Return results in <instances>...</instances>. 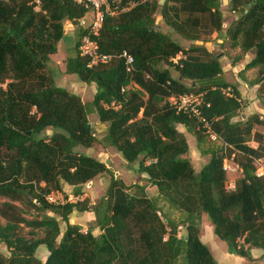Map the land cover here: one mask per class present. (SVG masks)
<instances>
[{"label":"trees","instance_id":"16d2710c","mask_svg":"<svg viewBox=\"0 0 264 264\" xmlns=\"http://www.w3.org/2000/svg\"><path fill=\"white\" fill-rule=\"evenodd\" d=\"M38 2L35 10L32 0H0V244L7 250V255L0 252V264H175L180 255L183 264H217L199 237L201 214L228 252L249 259L250 248L264 251V173L256 175L254 164L264 157V135L252 132L254 125L264 124V115L240 118L235 86L224 81L218 57L200 40L202 34L221 32L220 0H142L105 15L95 37L97 49L126 50L133 58L128 72L117 57L87 67L77 51L87 27L77 26L74 55L66 59L64 71L95 84L87 102L53 83L44 69L63 36V20L78 24L90 9L72 0ZM227 8L237 16L223 36L229 47L252 53L243 69L257 67L253 83L256 95L264 98V0H227ZM156 13L167 32L154 26ZM171 34L191 45L183 47ZM188 92L203 93L208 104L203 116L232 147L208 150L197 171L176 124L192 132L196 142L205 137L189 113L175 111L167 100ZM90 112L106 124L109 145L128 163H137L157 200L176 210V218L162 219L156 199L130 192L103 162L77 149L96 139ZM47 129L50 134L36 137ZM250 139L257 143L254 148L246 143ZM231 153L240 176L228 191L222 163ZM103 172L109 181L96 203L45 198L51 191L65 197L63 183L79 195L78 186ZM15 203L39 215L26 218ZM73 211H91L101 232L70 223ZM55 216L64 222L59 239ZM179 224L185 230L181 238L176 236ZM23 227L28 236L21 233ZM40 245L47 252L43 260L35 256Z\"/></svg>","mask_w":264,"mask_h":264},{"label":"rangeland","instance_id":"374dc122","mask_svg":"<svg viewBox=\"0 0 264 264\" xmlns=\"http://www.w3.org/2000/svg\"><path fill=\"white\" fill-rule=\"evenodd\" d=\"M221 10H222V26H221L222 43L219 45L215 44L214 48L210 51V53L214 54V55L220 53L218 55V58L223 56V52H225L223 49L224 44L228 43L227 38H225V36H223L224 30H225L227 24L232 19H234L236 16V12L232 13L230 10H228V8L226 6H222ZM90 16L91 15H90L89 11H87L83 15V17L81 18L80 21L82 23H84L87 21V19L90 18ZM155 20H156V23H155ZM154 26L156 27V29H158L162 32H167V27L162 22L158 13H156L154 15ZM63 28L65 29V34H66V33H68L69 30H73L74 26H73V23H71L70 21L63 20ZM211 34H213V33H211ZM211 34L210 35L209 34L208 35L202 34L200 36V40L202 41V43H204V41H206V40L210 41L211 40L210 39ZM171 36H174V37H177L178 39H180L175 34H171ZM63 41L66 42L67 46L65 44H63V46L60 47L59 55L55 56L58 59H62L63 58L62 56H64L65 54L73 56V48H72L73 47V41L68 36H65L63 38ZM180 41H181V45L183 47H187V46L191 45L190 41L182 40V39H180ZM72 56H70L68 59H70ZM62 62L65 63L66 60L63 59ZM64 68H65V64L63 65V63H62V65L59 66V68L58 67L54 68L53 66L48 65L44 69V72L51 76L52 82L55 83L56 85L64 87L65 89L73 92L74 94H77L83 100V102L89 101L92 98V95L90 94V92H91L90 85L80 82L74 74L65 72ZM227 78H229L228 75H227ZM88 120L90 123L91 130H92L96 139L90 147H88V148L78 147L77 149L81 152H90L91 151L92 152L91 155H96V153L104 152L106 155L101 154V156H102V158H103V156L105 157L103 159V160H105V165L109 169L112 170L111 172H113V175L116 178H119L122 182L124 181L126 183V186L130 189L129 191H131L132 189H135L137 191L138 188H142L136 184L131 183V181H133V180L137 181V179H135L136 178L135 175L138 174V171L137 170H136L137 172L131 171L133 175L130 178L128 170H129V167L131 170L132 163H128L125 159H123L121 157V155L119 154V152L116 151L111 145H109L106 138L104 137L105 133H106V124L98 122L95 112H90L88 114ZM260 130H262V129H260ZM263 130H264V128H263ZM48 134H50L49 129H47V130L41 132L40 134L36 135V137H40V136L48 135ZM187 141L189 142V140H187ZM200 143L205 148L206 151L211 150L207 146L206 139L203 138L202 141H200ZM194 144H195V140H194ZM192 147H193V141L191 143V140H190V148L192 149ZM223 162L225 164L229 165V162H226V161H223ZM254 164H256V161H254ZM260 165L264 166V158L259 164L255 165L256 170H257V168L260 167ZM193 167L195 170L198 169V168H196L195 164H193ZM226 172L229 173L230 171L228 170ZM109 176L110 175L108 172H103V173L97 174L93 178V180L91 179V181L93 182V183L91 182L92 184H88L86 182L87 184L83 185V189H82L83 191L80 192L79 196H81V198H86L87 200L91 201L92 203H96L98 201L99 197L102 196L104 193V189H105V187L109 181ZM239 176H240V174H239ZM69 192L70 191L64 192V194L66 195V198H68L69 196H75V194L73 192H71V193H69ZM147 194L151 195L150 193H147ZM62 195H63L62 192H52L49 199H50V201H53V202L62 201L64 199V196L62 197ZM157 198L158 197H156L155 199H156V203L159 204L158 205V208H159L158 212H159L161 218L162 219L167 218V217L176 218L177 217V211L170 209L164 202H162L161 200H157ZM1 200H3V199L0 198V201ZM15 204H17V206L19 208L22 207L24 209L23 215L26 218L37 217L39 215V213H37L32 208H26L23 205L20 207L18 205V203H15ZM46 214L51 215L50 212H46ZM89 215L90 214H88L87 212L71 213L68 216V221L70 223H72V222L76 221V220H74L75 217H80V220H82L81 221L82 225H80L81 230L84 231L85 229L92 227L91 232L93 234L97 235L98 233L101 232V230L94 226L93 220H89ZM55 217L57 218L58 224H59L60 233H59L58 238H57V239H59L60 234L64 228V222H62L58 216H55ZM90 217H91V215H90ZM196 220H197V228L199 229V234L201 233V236L203 238H206L209 234H211V236L213 238H215L216 240H219L212 233V228H211L210 223L205 219V217L202 214ZM0 221L3 222V219L0 218ZM208 226L210 227V229ZM176 230L179 234V238H181L185 233L184 225H182V224L181 225L179 224V226H177ZM26 232H27V229L25 227H23V229L21 230V233L28 236ZM222 244L225 245V243L223 241H222ZM44 249L45 248L43 245H40V247L36 249L35 256L37 258H39L40 260L43 259L44 255H45ZM0 252L4 255H7V250L2 244H0ZM226 262L228 264L232 263L231 260H227ZM181 263L183 264V256L182 255H180L177 258L175 264H181ZM232 264H264V259L259 260V261H255V262H250L249 260L248 261L245 260V261H242L239 263L233 262Z\"/></svg>","mask_w":264,"mask_h":264},{"label":"crops","instance_id":"0c3cea01","mask_svg":"<svg viewBox=\"0 0 264 264\" xmlns=\"http://www.w3.org/2000/svg\"><path fill=\"white\" fill-rule=\"evenodd\" d=\"M159 2H161V0H159ZM222 6L227 7V0H220L219 9L221 11V14H222V10H221ZM231 12L235 13L233 11H231ZM89 13L91 16L89 19H87L86 22L82 23L80 21L81 20L80 19L78 24H73L74 29L69 30L68 33L65 34V29L63 28V36L56 43V51L49 56L50 63L48 65H52L54 68L55 67L59 68V66L62 65V63H63V65L65 64L64 62H62L63 59L66 60L70 56H72V55L65 54L64 56H62L63 58L60 56L62 59H58L55 57V56L59 55L60 47H62L63 44L66 45V42L63 41V38L65 36H68L73 41V47L72 48H73V55H74V51H75L74 50V42L76 39L75 28L77 26L85 27L88 25V23L90 22V20L92 18V11L90 10ZM236 16H237V13H236ZM155 23H156V20H155ZM221 33L222 32H220V33L213 32V34H211V38H210L211 40L210 41H208V40L204 41L203 46L205 47V49L207 51L210 52L214 48L215 44L219 45L222 43ZM196 43H199V42L197 41ZM223 49L225 52H223L222 57L218 58V61L220 63L221 73H222V77H223L224 81L233 84L235 86L236 91L238 92L237 100L240 102V105H241V108L238 111L240 118L243 119L244 117L251 116L253 114H258L260 116L259 118H261V116L264 115V107L262 105L264 98H259L256 95L257 83H253V79L257 75V67H250L247 69H243L246 62H248L250 60L252 53L251 52H241V50L239 49L238 46L229 47L228 43L224 44ZM219 54L220 53L216 54L217 57ZM172 60L174 61V59H172ZM227 75L229 76V78H227ZM89 85L91 87L90 94L92 95L95 91V84L90 83ZM241 114H243V116ZM236 118H237V116H234L232 118V120H236ZM263 128H264V124H256V125H254L252 132L258 131L262 135H264ZM176 129L184 135L186 143H187V147H188L186 156L189 158V161H190V164H191L193 170L197 171L207 161V159L209 157V155L207 153L208 151L205 150V148L201 145L200 142H196L192 132L187 131L186 128L182 124H176ZM260 129H262V130H260ZM187 140H189V142ZM190 140H191V143L193 141L192 149L190 148ZM194 140H195V144H194ZM246 143H247V145H249L250 147H253V148L257 145V143L253 139L248 140ZM207 146L209 149H213V148L217 147L213 144H210L209 142H207ZM87 153L90 155L92 154L91 151L87 152ZM101 154H105V153L99 152V153H96V155H92V156L105 164V160H103L105 157L103 156V158H102ZM263 158L264 157L255 160L256 164H259L263 160ZM193 164H195L196 168H198L197 170L194 169ZM231 164L234 166V170L230 171L229 173H226V176L228 177V179L235 181V179L240 174V170L233 160H232ZM133 165L134 164L131 165V170H130V167L128 166L129 167L128 172H129L130 178L133 175L131 171L137 172L136 171L137 167H134ZM256 171L264 173V166L260 165V167L257 168ZM135 177H136L135 179H137V181L133 180V181H131V183L136 184L142 188H138L137 191L135 189H132L130 192H132L134 194L144 193L146 196H148L152 199H155L157 197L156 189L153 185H150V183L147 181L146 174L144 172H138V174H136ZM91 182L92 181L90 180L87 183L92 184L93 182L92 183ZM87 183H84V184H87ZM84 184H81L80 186H78V188H80V191H83L82 189H83ZM75 189H76V187H74L72 185H67L65 183H63L61 185V190L63 192L70 191L69 193H71ZM147 193H150L151 195H148ZM89 203H92V202L89 201ZM158 205L159 204H157V206ZM84 212H87L88 214L91 215V217L89 215V220L94 219V215L91 211H84ZM71 213H75V211H73ZM76 213H78V212H76ZM74 220H76V221H74L72 223L82 225V223H81L82 220H80V217H75ZM209 229H210V227H209ZM199 237H200V240L209 248V250H210L212 256L214 257V259L216 260L217 264H228L226 262L227 260H231L232 263L233 262L239 263V262H242L245 260H247V261L249 260L250 262H255V261H259V260L264 259V253H263L264 251L261 248H256V247L250 248L249 249L250 258L246 259L244 257H241V256H238V255H235L233 253L228 252L226 249V245L222 244L221 240H216L215 238H213L211 236V234H209L206 238H203L201 236V233H200ZM44 250H45V255H46V253H47L46 249H44ZM45 255H44L43 259L45 258ZM43 259H41V260H43Z\"/></svg>","mask_w":264,"mask_h":264},{"label":"built area","instance_id":"2783aa9c","mask_svg":"<svg viewBox=\"0 0 264 264\" xmlns=\"http://www.w3.org/2000/svg\"><path fill=\"white\" fill-rule=\"evenodd\" d=\"M74 3L82 6L85 9H90L92 11V18L88 25L86 26V32L80 37L79 44L77 46L78 55L86 58V66L92 67L97 64H104L108 62L112 57H117L122 59L124 69L128 72L132 69L133 58L126 51L121 50L118 54L103 53L98 51L95 37L98 34L100 26L102 24L103 17L105 15H116L129 9L130 7L137 4L142 0H72ZM34 6L33 9H38V0H32ZM173 59V58H172ZM225 94L229 95L231 93V88L226 87L223 89ZM169 104L175 109V111L189 113L196 121L197 128L200 129L202 135L205 137L207 142L215 146H219L225 152L226 148H232L229 144L224 142L218 134L212 128V120L207 119L202 114V108L208 106L204 100V95L202 92H188L184 94H179L177 96H169L167 98ZM232 156L231 153L229 157H224L223 161L229 162V165L222 163V169L226 171L234 170L232 166ZM227 173V172H226ZM262 174L261 172L256 171V175ZM225 189L230 191L234 189V181L231 179L226 180ZM51 191L46 195V200L50 201ZM63 197V195H62ZM81 196H69L62 201H56L53 203H61L63 201H75L80 200ZM176 236L179 237L178 232Z\"/></svg>","mask_w":264,"mask_h":264},{"label":"water","instance_id":"95a60500","mask_svg":"<svg viewBox=\"0 0 264 264\" xmlns=\"http://www.w3.org/2000/svg\"><path fill=\"white\" fill-rule=\"evenodd\" d=\"M161 2H162V0H161ZM241 115L243 116V114H241ZM27 134L29 135V134H30V132H29V131H27ZM133 166H134V167H137V163L135 162Z\"/></svg>","mask_w":264,"mask_h":264}]
</instances>
